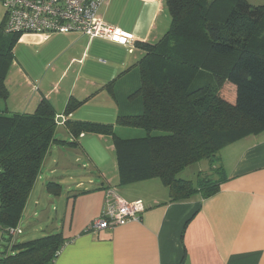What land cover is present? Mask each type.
<instances>
[{"label": "crops", "instance_id": "obj_1", "mask_svg": "<svg viewBox=\"0 0 264 264\" xmlns=\"http://www.w3.org/2000/svg\"><path fill=\"white\" fill-rule=\"evenodd\" d=\"M101 14L136 41L156 42L171 23L166 0H107ZM20 47L22 54L14 58L6 78L10 95L0 99V110L32 113L47 98L68 137L49 149L19 223L40 231L41 217L47 224L42 231L63 234L65 242L53 264H264V128L223 147L227 178L218 193L172 201L160 178L121 184L113 141L102 134H96L99 139H86V134L76 139L59 121L62 115L65 123L66 118L84 120L88 113H120L123 107L107 84L115 80L125 102L138 82L135 65L143 50L132 52L121 42L80 32L25 33L14 56ZM31 53L46 58L42 69L30 65ZM126 79L133 85L122 93ZM232 88L234 101L228 100L235 102ZM71 97L81 104L67 117ZM110 188L126 202L143 199L142 217L112 229L90 230Z\"/></svg>", "mask_w": 264, "mask_h": 264}, {"label": "trees", "instance_id": "obj_2", "mask_svg": "<svg viewBox=\"0 0 264 264\" xmlns=\"http://www.w3.org/2000/svg\"><path fill=\"white\" fill-rule=\"evenodd\" d=\"M166 3L170 27L156 42H136L143 55L135 65L138 82L125 102L118 97L115 80L107 84L123 107L116 122L66 118L64 125L76 139L87 132L112 138L121 184L160 178L172 201L196 193L208 198L227 178L220 157L223 147L264 128V3ZM4 23L0 99L7 100L6 78L21 34L5 33ZM255 37L258 45L249 42ZM225 82L235 86V102L222 94ZM80 104L71 97L66 116ZM121 126L145 134L121 136L117 133ZM57 128V114L47 98L32 113L0 110L2 232L19 226L49 149L57 141L65 142L57 137ZM202 160H208L210 172L199 171L196 181L179 177L186 167ZM64 242L62 233H48L20 244L15 254L0 257V264H53Z\"/></svg>", "mask_w": 264, "mask_h": 264}, {"label": "built area", "instance_id": "obj_3", "mask_svg": "<svg viewBox=\"0 0 264 264\" xmlns=\"http://www.w3.org/2000/svg\"><path fill=\"white\" fill-rule=\"evenodd\" d=\"M5 9V33L80 32L89 37H100L121 42L136 49L135 37L104 20L102 6L107 0H0ZM144 210L143 199L122 200L115 189H108L101 214L91 223L90 230L112 229L129 221H139ZM23 231L20 226L10 227L7 233L16 237Z\"/></svg>", "mask_w": 264, "mask_h": 264}, {"label": "rangeland", "instance_id": "obj_4", "mask_svg": "<svg viewBox=\"0 0 264 264\" xmlns=\"http://www.w3.org/2000/svg\"><path fill=\"white\" fill-rule=\"evenodd\" d=\"M251 4L254 5H260L264 3V0H248ZM5 16V9L2 5V3L0 2V29L2 26V21L4 19ZM264 26V21L262 23V27ZM264 28V27H263ZM258 37L253 38L252 40H249L250 43H253L255 45H258ZM22 54V47H20L19 49H15V56L14 58L17 59L18 55ZM30 56L28 57V62L30 63V65L32 64V66H37L38 69H42L45 62L44 60H46L45 57H43L42 55H35L34 53L29 54ZM137 75V73H136ZM133 77V76H132ZM135 78V77H133ZM130 79V78H129ZM129 79H126V81L122 82V85L120 87V91L122 93H126L128 91V89L133 85V82L130 81ZM136 80V79H135ZM138 81V78H137ZM232 84H229V82H225L222 88V93L226 96L227 99L234 101V90L231 86ZM119 113H116L115 115L112 116H106L104 117L103 115H95L92 113H88V115H84L87 116V118L89 121H99V120H105L103 122H109V123H115L117 120ZM84 119V120H85ZM64 120H65V116L62 115L59 119L60 124H64ZM60 127V128H59ZM117 133L121 136H125V137H135V136H141L145 134V131L139 128H129V127H119L117 128ZM86 134V139H99L98 136H96L95 133H83V135ZM57 136L59 138H68L66 137V132H64V127L63 126H58L57 128ZM104 140L111 142L112 138L110 136H107L104 138ZM219 164V163H217ZM205 166L209 167L207 170L205 171H209L210 172V165L208 160H202L200 162L194 163L190 166H188L187 168H185V170L181 173H179V176L181 178L184 179H191L193 181L196 180L197 178V174L199 172L198 168L202 167L204 168ZM212 172V171H211ZM214 173H212L213 175ZM55 215V211H53L52 216ZM50 224V223H49ZM38 225H42L41 230H34L31 227H29V223L27 222H22V229L24 230L23 233L19 234L16 237H11L9 233L7 232H2L0 230V257L5 256V255H12L15 254L18 250V247L20 246V244L27 242L29 240H33L35 238H38L40 236L46 235L47 233L44 230L47 227L46 224V220H42L40 217V221L37 220V226Z\"/></svg>", "mask_w": 264, "mask_h": 264}]
</instances>
